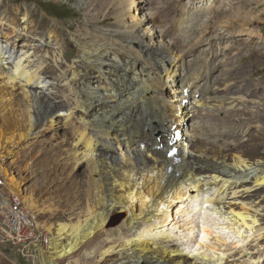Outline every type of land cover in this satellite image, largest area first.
Segmentation results:
<instances>
[{
  "label": "bare ground",
  "instance_id": "1",
  "mask_svg": "<svg viewBox=\"0 0 264 264\" xmlns=\"http://www.w3.org/2000/svg\"><path fill=\"white\" fill-rule=\"evenodd\" d=\"M145 1V19L123 29L124 25L113 23L93 26L113 19L108 0H78L85 20L76 29L66 26L75 49L71 58L65 55L60 27L39 18L29 4L11 7L13 0H0V79L25 97L23 139L29 142L52 126L67 131L73 147L68 175L73 177L80 169L79 161L88 163L93 173L84 181L93 194L92 201L86 200L85 225L79 229L75 224H58L47 254L38 248L39 264H58L57 259L80 252L94 264L99 260L98 264H224L229 250L264 231V134L251 131L242 121L264 119V102L259 99L264 89L246 82L245 75L253 70L239 63L243 52L232 45L235 35L217 34L206 42L200 31L182 42L175 25L163 18L153 0ZM262 4L264 0L246 4L214 0L209 19L229 33H245L249 25L263 20L256 14L262 13ZM118 11L123 18L125 7ZM247 36L254 37L249 31ZM211 47L216 49L205 75L192 77L196 81L187 84L189 67ZM260 58L264 62V56ZM162 77L173 85L171 91L177 89V96L200 109H192L191 116L185 113L183 120L180 112L187 111L186 104L157 103L164 90ZM221 99L232 107L225 108ZM42 116L45 123L39 125ZM196 119L213 126L234 121L244 126L228 125V135L210 132V136L192 126L188 135L189 123ZM180 138L187 140L188 148L181 152L183 162L169 174L168 147L163 146ZM2 140L0 135V145ZM3 151L0 146V159L10 158ZM5 183L20 207L30 210L33 227L38 229L31 209L33 194L28 197L30 208L17 196L21 181L5 171L0 185ZM115 208L128 214L116 227L112 221L110 228L108 218ZM256 249L255 257H247L250 253L244 249L240 252H245L250 264L260 259L264 264V248ZM215 251L220 252L216 257Z\"/></svg>",
  "mask_w": 264,
  "mask_h": 264
},
{
  "label": "rangeland",
  "instance_id": "2",
  "mask_svg": "<svg viewBox=\"0 0 264 264\" xmlns=\"http://www.w3.org/2000/svg\"><path fill=\"white\" fill-rule=\"evenodd\" d=\"M77 1L78 0H13V2H11V7L14 5L16 6L29 4L37 11V13L39 14V18L47 19L60 27L63 34L61 43L66 49L65 55L73 58L75 49L72 41L68 36L70 30H68L66 26L70 25L73 27V29H76L77 26L85 20L83 9L78 6ZM108 2L113 5V19L111 18L112 21L109 20L100 22L97 24H93V26L105 27V24L113 23V26L124 25L123 29H129L128 25L130 26L132 24L136 25L138 23H141V21H143L146 17H144L142 13L147 12L145 0H125V4L124 0H108ZM153 2L155 8L163 16V18L168 19L170 23L172 22L175 25L176 31L179 34L182 42H186L188 38L196 36V34H198L200 31H202V33L204 34L203 40L205 39L204 41L206 42H209L212 39L211 37L217 34L223 36L225 35L227 37L232 34L233 36L235 35L236 39L234 38L232 45L234 47H241V51L243 52V58L239 63L241 65H251V69L253 70L249 71V73L245 75L246 82H248L250 85L264 89V62L260 58V56H264V50H261L264 49V4L260 6V10L262 13L256 12V14H261L263 20L260 21L257 26L256 24L248 26L250 28V30L248 31L252 32L254 36L253 38H249L247 36L248 31L245 33L241 32L242 34L240 32L238 34V31L236 32L237 34L231 31L229 33V31L227 32L224 28L220 27L221 25L219 26L213 22L211 23L209 16L211 15V12L213 10L214 0H153ZM246 3L247 0H243V4ZM121 6L125 7L123 18H121L122 16L118 11ZM4 7L2 9L7 8V5L5 8ZM135 9L136 12H134ZM9 15L13 18L15 14L14 12H11ZM194 16V20H186L187 18H191ZM135 17L139 20H136ZM241 35L243 37L239 38L238 36ZM143 36L147 38L146 34H144ZM215 49V47H211L209 50L204 51L201 54L202 57L200 56V60L192 64L191 68L189 67L190 72H188V74L185 76V82L187 84L190 83L192 85L196 81L194 79H199L202 73L205 75L207 63L213 61L212 52ZM174 50L176 51V49ZM176 56H178L177 53ZM180 60L181 59L178 60V63H180ZM0 80V89H2V91L0 90V135L3 138L0 146L2 150H4L2 154L4 156L10 157L5 159V157L1 155L4 160L0 159V179L2 177L4 178L5 171L11 176V178L19 179L22 183V187L19 189L18 193L15 192L17 190H14V192L17 193V196H20L19 199L23 202L25 201V205L30 208L31 205L29 204L30 201L28 197L33 194L32 196L34 197L33 200L35 202V206L31 209L34 210L35 213L34 222L36 227H38V229L36 230L40 232V236L42 237L40 238V241H42L44 236L47 237V244L45 245V243L43 242L44 245H41L40 243L39 246H41V250H43L41 253L45 252L44 254H47L45 250L48 248V245L50 244V237L54 236L58 224H75L79 229H81L85 225L86 217H88L85 210L87 208L86 200L92 201L93 194L91 188H88V190L86 189L87 187L84 185V181H87L86 179L92 177L93 173H90L91 166L88 163H86L85 161H81V163L79 161V166H77L78 168L80 167V169H76V174L73 177L68 175V169L69 167H71L70 164L73 162V154L71 155L70 153L73 150V147L69 145L72 138L71 134L67 133V131H60L55 126H52L53 128L51 127L49 128V130L48 128H45L40 133L37 132V134L35 135L36 137L32 140H29V142L23 139L25 133L24 127L27 124V114L24 105L26 101L24 100L25 97L23 98L20 89H16L14 91L12 90L13 88L11 86L9 87L6 82H3V78H1ZM161 85L164 90L162 96L157 95V103L160 104L161 102L162 104V102H165L167 105H176V102H179V104H186L187 111L180 112L181 119L184 120L185 113H188V116H191V112L193 111L192 109H200L199 105H197L196 103L188 104L187 102H185V100L181 102L180 100L183 99V96L176 95L178 91L177 89H172L171 91L173 85L169 86L166 77L161 78ZM9 91H13L14 94L9 95ZM173 94L175 96H173ZM176 96L179 98H177ZM259 99L264 102V97H260ZM219 101H221L220 103H222V105L224 104V107L227 109H230L232 107L230 104H225L227 101L224 99H221ZM209 110L212 112V109H208V111ZM254 114L252 116L255 117ZM173 115L176 117L179 114L177 112H173ZM257 119L258 116H256L255 118L252 117L249 120L242 121H244L245 124L247 123L246 127H252L251 131L260 130L264 134V119L256 121ZM195 122L189 123V127L187 130L188 135L191 133L192 126V128H198L199 134L201 133V129H203L205 135L210 134V132L211 134L222 133L224 135H228V130H230V128H228V125L231 126V128H240V126H244L240 124V121H234L232 123H228V125L222 123L215 126L210 125L208 122H204L203 120L199 122V120L196 119ZM41 123H45L43 116L40 119L39 125H41ZM234 125L237 126L235 127ZM220 141L224 142L223 139H221ZM68 156L71 157L69 158ZM262 156L264 157V150ZM76 157L79 158V156ZM0 187L2 188L3 193L14 195V193L10 192L11 189H9L6 183L4 184V186L0 185ZM133 207H138L137 201L133 203ZM174 207H172L171 209L173 210ZM82 209L84 211H82ZM127 214L128 211L126 209L123 210L122 208H115L114 210H112L108 218L110 228H113L111 223L112 221H114V219H119V222L114 224V227H116L121 223L124 215L126 216ZM261 223L262 227H264V221H262ZM177 230L178 228H176L174 232L177 233V235H180V231ZM263 232L260 236L253 234L250 239L245 241L246 243H240L238 244L237 248H235V250H229L227 252V256H225L224 264L252 263L248 262L250 260H247V257H255V253H257L258 250L256 248H259L260 251L264 248ZM207 240L213 242L214 239L213 237H209ZM233 242L234 240L230 239L228 245L232 247ZM241 249H244V251L250 253V256L246 257L245 252H240ZM217 253L219 254L220 252L215 251L212 256L216 257V255H218ZM81 255V252L78 254L73 253L68 257L64 256L61 259H57V262L58 264H94L93 261L88 262L87 260H85L83 255ZM38 256H40V254ZM189 256L192 257L191 254H189ZM105 260L107 261L108 258H105ZM100 261L101 260H99L98 263ZM262 261V259L256 260L257 264H263ZM0 264L39 263L36 260L35 263L25 260L21 257V255H18L16 248L12 245H0ZM202 264H206V262H202Z\"/></svg>",
  "mask_w": 264,
  "mask_h": 264
},
{
  "label": "built area",
  "instance_id": "3",
  "mask_svg": "<svg viewBox=\"0 0 264 264\" xmlns=\"http://www.w3.org/2000/svg\"><path fill=\"white\" fill-rule=\"evenodd\" d=\"M40 238V232L33 227L30 210L21 208L16 199L3 193L0 187V245H12L19 256L35 263L39 245L45 243V239L40 241Z\"/></svg>",
  "mask_w": 264,
  "mask_h": 264
},
{
  "label": "clouds",
  "instance_id": "4",
  "mask_svg": "<svg viewBox=\"0 0 264 264\" xmlns=\"http://www.w3.org/2000/svg\"><path fill=\"white\" fill-rule=\"evenodd\" d=\"M186 96V95H185ZM184 100H186V99H183V100H180L181 102L182 101H184ZM169 145H172V146H174L175 148H177V150H179V151H183V150H187V148H188V144H187V140H185V139H183V138H180L178 141H176L175 143H170V144H167V146H163V147H169ZM157 148V147H156ZM161 147H159V149H160ZM165 159H167V160H169L167 157H166V155H165ZM170 161V160H169ZM183 162V161H182ZM177 165V164H176ZM176 165H172L171 167V170L170 169H168L167 167H166V172L167 173H171L172 172V170H173V167L174 166H176ZM204 207V211H205V207L206 206H203ZM203 212V211H202ZM205 214H206V212H205Z\"/></svg>",
  "mask_w": 264,
  "mask_h": 264
},
{
  "label": "water",
  "instance_id": "5",
  "mask_svg": "<svg viewBox=\"0 0 264 264\" xmlns=\"http://www.w3.org/2000/svg\"><path fill=\"white\" fill-rule=\"evenodd\" d=\"M117 222H119V219L113 221V225L116 224Z\"/></svg>",
  "mask_w": 264,
  "mask_h": 264
}]
</instances>
